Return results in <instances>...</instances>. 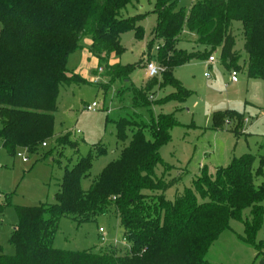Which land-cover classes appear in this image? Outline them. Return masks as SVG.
I'll use <instances>...</instances> for the list:
<instances>
[{"label": "trees", "instance_id": "obj_1", "mask_svg": "<svg viewBox=\"0 0 264 264\" xmlns=\"http://www.w3.org/2000/svg\"><path fill=\"white\" fill-rule=\"evenodd\" d=\"M140 0H0V139L10 157L19 151L37 154L43 143L55 139L59 146L77 149L71 134L57 137L55 114L61 89L88 82L68 69L71 55L82 49L81 42L91 40L90 53L106 65L110 85L116 81L131 83L135 66L109 64L123 55L122 36L134 32L143 38L139 25L147 14L122 18L128 6ZM179 0H155L153 14L157 23L147 46L149 58L158 41L156 62L162 69L143 88L131 86L134 111L172 101L182 104L192 95L175 77L174 70L193 61H208L219 52L226 70L241 69V53L235 50L233 24L241 23L243 51L247 56L243 70L249 79L264 81V0H199L186 13ZM195 35L204 51L178 49V43ZM170 86L184 93L183 98L167 97L154 103L156 87ZM109 85L105 86L107 90ZM135 113L115 122L117 138L124 142L127 131L131 141L121 157L109 163L97 181L83 190L82 181L90 176L95 156L79 158L66 168L52 203L19 207L18 225L9 243L15 254H4L0 246V264H210L206 256L232 222L242 223L239 239L258 248L256 239L264 221V157L254 170L255 156L234 158L226 168L210 174L206 168L183 193L173 200L167 192L177 179L158 178L156 169L165 167L160 155L171 141V131L179 126L175 114L151 116L149 122ZM235 121L234 134L241 133L244 115L216 114L214 128ZM239 130V131H238ZM107 149L97 147V155ZM1 210V207H0ZM250 218L244 219L245 211ZM101 216L119 219L126 252L107 249L70 252L55 249L54 239L60 221L68 218L78 225L94 222ZM262 245V244H261Z\"/></svg>", "mask_w": 264, "mask_h": 264}, {"label": "rangeland", "instance_id": "obj_2", "mask_svg": "<svg viewBox=\"0 0 264 264\" xmlns=\"http://www.w3.org/2000/svg\"><path fill=\"white\" fill-rule=\"evenodd\" d=\"M193 1L199 0H179L178 8L187 13ZM154 6L155 0H140L139 4L128 6L121 13L122 18L147 14L139 23L143 29V38H137L134 32L124 34L121 41L123 55L109 61V64L135 66L131 83L116 81L110 85L105 63L90 53L91 40L88 37L82 40V49L70 56L68 69L85 79L88 84L61 89L54 133L56 137L70 133L71 139L78 143L77 149L59 146L52 139L47 141V148L41 147L37 154L19 151L12 158L2 147L0 139V246L4 254H15L9 240L19 223L17 208L52 203L65 169L72 168L79 158L92 154L95 156L92 171L82 181L83 190H88L98 180L103 169L119 159L123 149L129 145L131 131H127L124 142L119 141L115 122L133 116L134 112L139 114L138 119L146 122H149L151 116L157 117L161 114H175L179 122V126L171 131V141L160 150L166 166L156 169L158 178L167 182L174 179L178 181L167 192L169 200L190 187L204 168L214 174L219 168L228 167L234 158L246 154L255 156L254 170L259 168V158L264 157V81L249 79L246 69L243 70L247 56L243 51L241 23L233 24V34L237 41L235 50L241 53L238 62L241 69L226 70L219 60V52L214 53L212 56L216 58L215 64L193 61L175 69L174 77L192 92L185 103L172 101L154 105L151 113L145 109L134 111L131 107V91L128 88L132 85L137 88L145 86L150 79L146 70L149 63L160 68L156 62L160 43L156 41L150 58L147 51L157 23L156 16L152 13ZM184 35L187 37L184 36L178 43V49L188 52L205 50V47L196 44V37L188 33ZM232 72L238 74L239 81L236 84L231 83ZM205 74L209 77H205ZM157 79L161 82V74ZM107 85L109 88L106 90ZM184 95L170 86L156 87L151 100L158 103L170 96L183 98ZM94 102L100 105L101 110L95 113L86 111L85 107ZM229 111L244 115L243 128L238 136L234 134L237 124L235 121L224 124L220 129L214 128V116ZM1 127L0 122V129ZM99 145L106 147L105 156L97 155ZM263 183L264 172L263 175L255 177L257 186ZM243 218H250L248 210L244 212ZM230 228L210 248L206 256L208 263L264 264V221L256 239L257 245H260L258 248L239 239V236L244 235L242 223L232 222ZM53 246L55 249L70 252H99L109 248L126 252L129 249L123 239L121 223L113 216H101L94 222L82 225L63 218Z\"/></svg>", "mask_w": 264, "mask_h": 264}, {"label": "built area", "instance_id": "obj_3", "mask_svg": "<svg viewBox=\"0 0 264 264\" xmlns=\"http://www.w3.org/2000/svg\"><path fill=\"white\" fill-rule=\"evenodd\" d=\"M216 63V58L214 56L210 57L209 60L207 61V64L209 65H212V64H215ZM146 70H147V75H148V78L152 79V78H155V77H158L161 73V69L158 68L154 63H149L146 67ZM102 71V70H101ZM205 77H209L207 74H205ZM238 74L237 72H232L231 73V83H238ZM228 87V85H226V88ZM85 110L88 111V112H91V113H95L97 111H100L101 110V107L100 105L97 103V102H94L92 103L91 105H87L85 107ZM42 147L43 148H46L47 147V143H43L42 144ZM19 157H22L20 154H19ZM25 162L27 161L26 159H23Z\"/></svg>", "mask_w": 264, "mask_h": 264}, {"label": "crops", "instance_id": "obj_4", "mask_svg": "<svg viewBox=\"0 0 264 264\" xmlns=\"http://www.w3.org/2000/svg\"><path fill=\"white\" fill-rule=\"evenodd\" d=\"M197 1H193V3H192V6L196 3ZM191 6V7H192ZM141 8H143V7H141ZM191 9V8H190ZM188 32L187 31H185V34H187ZM192 36H194V37H196L195 35H192ZM207 62V61H206ZM113 64H117V63H113ZM175 71V70H174ZM57 138V137H56ZM48 146V145H47ZM47 148V147H46Z\"/></svg>", "mask_w": 264, "mask_h": 264}]
</instances>
